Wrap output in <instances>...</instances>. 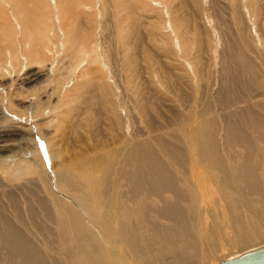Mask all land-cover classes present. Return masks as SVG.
<instances>
[{"label": "rangeland", "instance_id": "rangeland-1", "mask_svg": "<svg viewBox=\"0 0 264 264\" xmlns=\"http://www.w3.org/2000/svg\"><path fill=\"white\" fill-rule=\"evenodd\" d=\"M54 1L47 0L49 6ZM156 1L159 0H120L125 6L122 16L115 13L114 8L120 4L115 5L113 0H95L91 6L88 3L79 6L75 14L76 28L80 25L77 31L84 34L82 37L98 41L101 50L98 53L104 65L102 61L93 64L77 83L74 78L60 77L61 67L68 65L66 60L58 68H54L56 61L52 64L47 60L44 68L20 60L12 69L7 65L8 56L0 54V129L4 130L0 133L11 134L0 139L4 140L0 143V160H6L5 165L13 167L10 171L0 163V228L21 231L34 248L33 255L41 258L44 264L65 262L61 248L52 240L55 232L43 233L31 226L34 222L30 219L41 223L52 219L58 210L61 196L45 183L51 175L64 169L80 172V175L92 161L98 163L95 180L84 176L80 182L76 174L71 177L70 184H75L76 191L81 189L82 195H97L108 200L119 195L132 200L135 193H141L143 203L146 192H156V189L159 192L161 188L177 191L182 187L180 195L184 200L178 201V193L177 196L165 193L162 202L155 197L146 199L148 205L141 209V224L150 222L146 226L150 231L147 234L150 244L146 248L141 242L140 250L146 251L150 246L153 253L149 250V256L155 260L158 238L182 236L174 222L156 216L163 203L164 208L169 204L171 211L176 204L180 205L183 221L196 234L201 247L198 245L191 257H185L188 261L183 259V251L172 256L163 251L158 255L159 264L160 261L161 264H175L176 258L181 256L182 264H217L264 247V227L260 222L257 231L250 229L249 233L251 237L256 233L261 237L252 238L247 247L234 245L236 240L228 218L235 213L246 220L245 206L249 204L241 206L239 198L238 210L231 212L227 206L234 195L222 178L215 180L220 168L211 166L212 157L208 158L209 163L196 154H209L210 157L215 151L213 157H220L223 164H227L223 166L229 165L232 173L241 170L240 163L248 166L250 161L258 177L264 173V166L261 167L264 159L260 160V156L264 158V131L259 130L264 128V0H161V5ZM92 6L97 7L100 20L90 9ZM42 11L47 12L44 5ZM119 16L122 20H118ZM168 25L176 30L178 38L175 40L168 34ZM10 27L18 31L11 22ZM16 38L20 36H13ZM59 79L63 82L61 86L57 84ZM72 85H76L75 88ZM68 90L71 92H65ZM197 147H200L199 152ZM136 148H140L142 167L152 176L145 182L141 179L139 183L122 185L119 191L117 168L122 160L134 156ZM30 163L32 169H26ZM192 165L197 170H193ZM199 167L204 175L201 178H207L204 179L206 189L201 202L194 203L183 192L194 183L186 174L189 175L190 168L197 172ZM183 168L186 169L184 173ZM208 175L214 177L213 183ZM46 176L48 179H42ZM240 189L244 201L259 199L245 187ZM61 198L60 201H65ZM205 203H208L207 208H204ZM259 203L256 201L254 205L260 206ZM222 214L226 219L220 216ZM22 221L28 225H21ZM156 229H161L162 233L156 232L155 240L153 232ZM168 231L169 235L160 236ZM114 247L119 257H131L128 248L121 247L119 252L116 248L119 246ZM4 253L7 258L6 250H2L0 264L6 261L2 260ZM126 262L133 264L131 258Z\"/></svg>", "mask_w": 264, "mask_h": 264}, {"label": "bare ground", "instance_id": "bare-ground-1", "mask_svg": "<svg viewBox=\"0 0 264 264\" xmlns=\"http://www.w3.org/2000/svg\"><path fill=\"white\" fill-rule=\"evenodd\" d=\"M113 1H114L115 5L120 4V0L118 2L116 0H113ZM152 1L153 0H151V2ZM92 2H95V0H55L54 4H52L50 2L51 6H49L47 0H0V22H1L0 23V54L1 55L3 54V56H8L9 61H8L7 65L13 69V66L16 65L17 63H19V61L21 60V62L24 61L25 64L33 63V64H37L38 67L41 66V67L45 68L44 65H46V62L48 60L49 62L51 61L52 64L54 61H56L54 68H56V67L58 68L59 65L61 63L64 64L65 60H66L68 62V65L65 68L61 67V73H60L61 76L60 77H62V79H66V80L74 78L75 82L77 83V81H79V77L83 74H87L88 73L87 71L90 69V67L93 64H97V63L102 61L101 60V53L100 54L98 53V50H99L98 41L96 42V39H93V38H92L93 40L91 38H87V36L82 37L84 34L81 33L82 34V36H81V34L79 33V31H80L79 26L80 25H78V28H76L77 23L75 25V14L79 10V8H80L79 6L82 5V3L83 4L88 3L91 6ZM156 2H157V4H160V5L162 3L161 0L156 1ZM101 3L102 2H100V4ZM43 5H44V8H46L47 12L42 11ZM102 5L103 4H101V6ZM94 8H95V6L90 7L92 12L95 15H98V20H100L99 11L97 10V7L95 9ZM124 8H125V6L122 2L118 8H114V10L116 11L115 13L117 15L120 14L122 16L121 13L125 10ZM165 10H166V6H165V9L163 10L164 13H166ZM92 12H90V13H92ZM166 17H167V15H166ZM52 18L54 19L55 22L52 21ZM119 19H120V16H119L118 20ZM11 20H14V22H12ZM36 20H38V21H36ZM120 20H122V19H120ZM10 22L13 23V25L17 28L18 31H16L15 28L10 27ZM166 24H167V22H166ZM168 26H170V25H168ZM164 27H165V25H164ZM168 28H169L168 34H171L173 37L171 35H169V36L171 38H173V40H175V38H178V36L174 33L176 30H174L172 25ZM77 29L79 31H77ZM11 31H13V32H11ZM164 31H165V29H164ZM16 35H19L20 38L13 39V36H16ZM180 42H179V44H181ZM20 43H22V44H20ZM58 45H59V48H58ZM24 48H26V50ZM58 51H59V54L61 55V57H59V59H58ZM99 51H101V50H99ZM103 59H104V57H103ZM103 61L101 63H103ZM103 65H104V63H103ZM47 66H49V64ZM52 66H50V67H52ZM100 67H102V66H100ZM55 70H53L54 73H55ZM94 71H95V69H94ZM52 75H54V74H52ZM51 76H49V77H51ZM91 76H92V74L90 75V77ZM90 77H87V78H90ZM54 78H57V77H54ZM51 79H53V78H51ZM62 79L61 80L59 79V83H57L58 85L60 84V86L63 83ZM66 80H65V82H66ZM72 86L75 88L74 85H72ZM63 89H65V88H63ZM60 91H61V89H60ZM65 92L69 93V92H71V90H68ZM63 94L67 95L65 93H62V95ZM59 95H61V94H59ZM63 98H65V97H63ZM69 111H71V110H69ZM55 120H53V121H55ZM50 123H51V121H50ZM43 125H44V123H43ZM51 125H52V123H51ZM51 128H52V126H51ZM259 130L262 132V131H264V128L262 130L261 129H259ZM2 131H4V130L0 129V132H2ZM262 133H264V132H262ZM10 135L8 133H3V135H1V133H0V139H4L5 137H9ZM263 137H264V135H263ZM2 142H4V140H0L1 144H2ZM48 144L49 143H47V145ZM1 147H2V145H1ZM46 147H48V146H46ZM199 148L197 147V150ZM129 149H132V148H129ZM257 150H258V148H257ZM49 151H50V149H49ZM194 151L196 153V149ZM194 151H193V153H194ZM258 151H261V150H258ZM197 152H199V150ZM210 152H211V150H210ZM214 152H211V154L213 153V155L216 156ZM194 154H193L194 157L195 156L198 157V155H194ZM196 154H199L198 158L206 159L207 162H209V163H210V160L208 161V158L212 157L213 160L211 161L212 162L211 166L212 167L217 166L218 168H220V170H217L218 174L215 176V180L218 181L219 180L218 177L222 178V181L227 185V188H229L232 191L234 198L231 199L230 203L227 206V208L231 212H236V210H238V204L237 203H238L239 198H240L239 201L241 202V206H243L246 203L249 204L248 206H245V209L247 210L246 214L248 213V216L246 215V220L242 219V217H240L239 215H234L235 213L233 215H230L228 218V221L231 223V226L233 227V232H234L233 237L236 240L234 242V245H236V246L238 245L242 248L247 247L252 242V240H253L252 238L261 237L258 235V233H256L257 234L256 236L251 237L249 230L251 229V230L257 231L258 222H260L264 227V189H263L264 187L261 184V182L264 181V173H263L264 171L262 170V173H263L261 175L262 177H258L256 170L253 168L254 165H252L251 161L249 162L248 166L241 165V163H240L241 161H240L239 165L241 166V170H239L238 172L232 173L229 165L226 167L223 166L225 163L223 164L221 159H219L220 157L217 156L214 158L213 155L209 157L208 153H206V154H208L207 156H204V154H202V153H196ZM250 156H248V157H250ZM141 158L142 157L140 156V148H136L134 156L128 157V160H122V163L119 164V166L117 168V174H116L119 178L118 180H116L117 186L119 187V191H120V188L122 185H127L129 182H131V183L132 182L133 183L138 182L139 183V181L141 179L143 182H145V180L151 178L152 173L150 171H148L145 167H142V159ZM260 158H261L260 160L264 159L261 156H260ZM241 159L242 158L240 157L239 160H241ZM5 161L6 160L1 159L0 160L1 165L6 166ZM194 161L196 162L195 158H194ZM194 161H193V163H195ZM32 162H33V160H32ZM100 163H101V161H100ZM195 164H198V163H195ZM200 164L203 165V162H200ZM206 165L207 164H205V166ZM225 165H227V164H225ZM233 165L235 166V164H233ZM262 165L264 166V163L261 164V167H263ZM100 166H102V165H100ZM195 166H197V165H195ZM58 167H60V166H58ZM90 167L88 169H86L85 171H83L80 175L78 174L80 172L75 173V172L67 170V169H64L63 172L60 171L58 173H55V175L53 177L51 175V178L49 179L50 181L47 180V182L45 184H47L48 187H50V189L52 188V190H51L52 192H57L62 198H64L65 201H62V200L60 201L61 197H59V198L57 197L59 200L58 201L59 203H57V209L58 210L56 212H54V216L52 219L42 220L41 223H38L40 220L37 222L36 220L30 219V221L34 222V224L33 223L31 224V226L34 225L33 228H36L37 230H43V233H48V234L52 233V231H53V233L55 232V235H54L55 237L52 240H54L53 242L58 243L57 244L58 247L61 248V252H62L61 254H63L65 257V262H64L65 264H123V263L127 264V262H126L127 258H129V259L131 258L133 264H159L160 258H158V255L162 254L163 251L165 253L169 254V256L170 255L172 256V254L178 255L179 252L183 251L184 255H182V256H183V259L186 260L188 257H191V254L193 251L195 252V249L197 250V247H198V245H200V243L197 240L198 238H197L196 234H194L190 231L191 230L190 227L188 226V228L190 230L187 228V226H186L187 222L183 221V219H184L183 218V211L180 209V207H179L180 205L178 206L176 204L175 207H172V211H171V206L169 204L166 208L163 207V206H165L164 203L161 206L162 210L160 209V212L158 211V214L155 211V213L157 214L156 216L159 217L160 219L161 218L164 219V221H166V219H167L168 221H170V223L174 222L181 229L182 236L179 238H172L173 235H171L169 237L170 239L166 238L167 237L166 235L170 234L168 231L167 234L165 233V234L160 235L161 237L166 236V237H164L165 239L164 238H161V239L158 238L159 240L158 239L156 240V232L158 233L161 230L160 229L157 231V229H156L155 232H153V234H154L155 240L159 241V243H157L158 244L157 246H159V249L156 246L157 252L156 251L155 252L157 254H154L155 260H153L152 257L149 256V250H151L150 246H149V249H147L146 251L144 249H142V251L140 250V246H141L140 243L141 242L145 243V244H143L145 247L147 244H150L149 243L150 239L147 235L150 231L146 227L147 225L148 226L150 225L149 224L150 222L148 221L147 225L143 222L141 224V216L143 214V213H141V209H143L145 207V205H148L147 204L148 202L146 199L148 197H155L159 202L160 201L162 202V200L164 199L165 193H174L175 196H177V193H178L177 197H179V200L178 199L177 200L181 201V200H184V199H181V195H180V192H181L180 190L182 187L181 188L176 187L178 189L177 191L174 188H173L174 190L170 189V188L169 189L161 188L162 190H160L159 192H157V189H156V192H154V191L146 192L145 200L143 201V203H142V199L140 198L141 193L140 194L135 193V195H134L135 197L133 199L131 198L132 200H129L126 197H120L119 195L118 196L115 195V197H111L109 200L106 199V197L100 198L97 195H95L93 197H91L90 195L86 196V195L80 194V193H82V192H80L81 191L80 187H79L80 190L78 189L79 191H76L77 187H75V184L72 185L70 183H71V177L75 174H76L77 178L80 180V182L84 176L87 177L89 180H95L96 179L95 172L98 171V163L96 161H92V163H90ZM104 167L106 168V165ZM126 167L129 168V171L126 170ZM192 167H194V166L192 165ZM6 168L8 170L13 169V167L10 165L6 166ZM27 168L32 169L31 163L26 165V169ZM202 168H201V170H202ZM192 169L193 168H190L189 175L188 174H186V175L189 176V180L194 181V183L192 184V188L187 186L186 187L187 190H185L183 193H185L184 196L187 195L189 197L188 199L195 203L197 201H200V199L203 197L204 189H206V183L205 182H206L207 178L206 177L203 179L201 178L202 176L204 177V175L201 174V173H203V171L202 172L200 171V167L198 170L199 173H198V171L197 172L192 171ZM184 170H186V169L183 168L182 173H184ZM193 170H197V169H195V167H194ZM10 171H13V170H10ZM51 171H53V170H51ZM75 171H76V169H75ZM100 171H101V169H100ZM5 172L6 171H4L3 173H5ZM205 172H207V171L205 170ZM8 173H6V174L8 175ZM101 175H102V173H101ZM199 176H200V179H198ZM183 177H186V176H183ZM46 178L48 179L47 176L42 178V179H46ZM158 178H156V179H158ZM183 179H186V178H183ZM204 179H206V180L204 181ZM208 179L211 181V183H213V181H214L213 176L208 175ZM260 180H262V181H260ZM106 182L109 183V181H106ZM209 183L210 182H208L207 184H209ZM113 184H116V183L114 182ZM148 184H149V182H148ZM263 184H264V182H263ZM143 187H144V185H142V192L144 191ZM240 187H242L243 189L245 187L246 189H248V191L251 195H254L257 198H259L256 200V201L260 202L259 203L260 206L258 205L259 209H257L258 206L254 205V203L256 201L250 202V201H248V199H245V201H244V199L241 198V197H243L242 196L243 192L241 191ZM112 189L115 190L116 188L114 186H112ZM134 189L136 190L135 185H134ZM54 190H56V191H54ZM96 190H97V188H96ZM77 192H79V193H77ZM143 193H145V192H143ZM165 195H167V194H165ZM54 197H56V195ZM170 197H172V196H170ZM165 200H167V199H165ZM207 204L206 203L204 204V208H207ZM142 205H143V207H142ZM181 206H183V205H181ZM183 207H182V209H183ZM185 208L186 207H184V209ZM191 208H192V206H191ZM193 210H194V207H193ZM185 211L187 213V210H185ZM205 211H207V210H205ZM173 212H175V213H173ZM240 213H241V210H240ZM220 216H223V214ZM223 218L226 219L225 216H223ZM205 221H207V220H205ZM23 224L28 225V224H25V221H22L21 225H23ZM206 224H207V222H206ZM188 225H189V223H188ZM31 226L29 228H31ZM153 226L154 225L152 224L151 227H153ZM194 227H195V229L197 228L195 225H194ZM204 227H207V226L204 225ZM208 227H209V225H208ZM170 228H168V229L171 230ZM173 228L174 227H172V229ZM202 228H203V226H202ZM162 230H164V228ZM196 231H195V233H197ZM39 232H41V231H39ZM171 234H173V233H171ZM219 234H220V232H219ZM157 235L159 236V234H157ZM252 236H253V234H252ZM50 245H52V243ZM116 245L119 246V247H116L118 251L120 250L121 247H123L125 249L128 248V250L130 251L129 254H131V257H130V255H128L129 257L126 255H125L126 257H124V256L119 257L118 256L119 253L115 250V247H114ZM143 245H142V248L144 247ZM154 247H152V248H154ZM200 247H201V245H200ZM33 249L34 248L29 244L28 241H26L25 237L22 236L21 231L18 232V231L11 229V228H5V229L0 228V253L2 250H6V253H7V258L5 256V253L3 254L4 259H2V260L6 259L4 264H6V262L9 264L11 261H13L12 262L13 264H44L45 262H43L41 260V258H37L33 255V253H32ZM151 252H152V250H151ZM167 254H165V256H168ZM162 256H160V257L162 258ZM182 256H181V258H176L175 264H182V262H183V261H181V260H183ZM185 257H187V258L185 259ZM8 260H10V261L8 262ZM128 261H130V260H128ZM187 261H188V259H187ZM161 262L162 261H160V264H161Z\"/></svg>", "mask_w": 264, "mask_h": 264}, {"label": "water", "instance_id": "water-1", "mask_svg": "<svg viewBox=\"0 0 264 264\" xmlns=\"http://www.w3.org/2000/svg\"><path fill=\"white\" fill-rule=\"evenodd\" d=\"M217 264H264V247L248 251Z\"/></svg>", "mask_w": 264, "mask_h": 264}]
</instances>
